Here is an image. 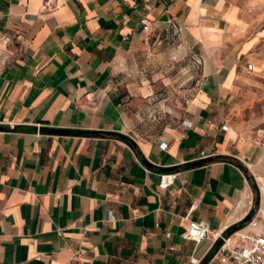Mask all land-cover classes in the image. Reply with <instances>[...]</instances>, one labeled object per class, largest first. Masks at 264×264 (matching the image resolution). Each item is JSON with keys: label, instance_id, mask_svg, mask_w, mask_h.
<instances>
[{"label": "crops", "instance_id": "obj_1", "mask_svg": "<svg viewBox=\"0 0 264 264\" xmlns=\"http://www.w3.org/2000/svg\"><path fill=\"white\" fill-rule=\"evenodd\" d=\"M237 5L0 0V264H229L208 257L214 238L184 234L191 221L222 232L254 198L261 148L224 117L246 68L228 44ZM171 39L192 59L195 88L181 89L173 121L140 137L127 101L154 86L123 73L145 51L141 70L166 69ZM214 156L230 160L185 167Z\"/></svg>", "mask_w": 264, "mask_h": 264}, {"label": "rangeland", "instance_id": "obj_2", "mask_svg": "<svg viewBox=\"0 0 264 264\" xmlns=\"http://www.w3.org/2000/svg\"><path fill=\"white\" fill-rule=\"evenodd\" d=\"M237 2L238 20L234 24L241 26L240 30L230 27L228 44L239 52L242 50L241 57L246 68L234 78L232 91L225 105L224 117L228 124L242 131L244 138L261 148V156L257 164L259 174L256 176L264 177V0H237ZM169 47L171 54L167 56L166 69H158L154 74L141 70V66L148 61L145 51L134 57L123 73L124 84L130 83L135 86L139 83H151L154 86L150 97H140L136 101L131 98L127 101L128 110L138 116L134 129L140 137L146 138L156 134L164 124L173 121V115L179 105L178 95L181 89L186 90L190 97L195 88V83L190 77L193 70L190 55H180L177 39L169 40ZM161 73L171 78L170 85L164 86L158 78H153ZM185 73L187 74L185 84L180 86L176 79ZM256 176L251 173L254 191L251 209L254 210L253 218H261L262 195ZM258 198L259 209L256 205Z\"/></svg>", "mask_w": 264, "mask_h": 264}, {"label": "built area", "instance_id": "obj_3", "mask_svg": "<svg viewBox=\"0 0 264 264\" xmlns=\"http://www.w3.org/2000/svg\"><path fill=\"white\" fill-rule=\"evenodd\" d=\"M144 28L147 27L143 21ZM36 132H40L37 127ZM175 178L174 174L162 176V186L167 187ZM253 200H249V209L252 208ZM225 228L220 233L212 234L208 226L203 222L191 221L188 230L184 234L185 238L195 242H200L209 236L214 238V243L218 239L222 240L213 257L221 254L228 260L229 264H264V216L252 218L243 228L225 235Z\"/></svg>", "mask_w": 264, "mask_h": 264}, {"label": "water", "instance_id": "obj_4", "mask_svg": "<svg viewBox=\"0 0 264 264\" xmlns=\"http://www.w3.org/2000/svg\"><path fill=\"white\" fill-rule=\"evenodd\" d=\"M47 130L46 133H52V134H73V135H79V134H83L84 132H88V131H81V130H70V129H52V128H47L44 129ZM42 130L40 129V132ZM254 187L255 189H257L256 184L254 183ZM256 205H258V209H259V205H260V200L259 198L256 201ZM253 214H254V210L251 209L250 212L240 221L243 222V225L235 230L230 231L229 229H227L225 231V235H229L241 228H243L252 218H253ZM239 223V222H238ZM222 244V240L218 239L217 242L213 245L214 246V250L212 251V255L209 258H212L213 255L215 254V252L217 251V249L219 248V246Z\"/></svg>", "mask_w": 264, "mask_h": 264}, {"label": "trees", "instance_id": "obj_5", "mask_svg": "<svg viewBox=\"0 0 264 264\" xmlns=\"http://www.w3.org/2000/svg\"><path fill=\"white\" fill-rule=\"evenodd\" d=\"M43 132H46L47 130H42ZM83 134H98L97 132H91V131H88V132H84ZM129 141V140H128ZM219 160H230L229 157L227 156H214V157H209V158H206V159H203V160H200L198 162H194V163H188L185 165V167H190V166H194V165H204V164H208V163H211V162H214V161H219ZM243 225V222H239V223H236L235 225H232L230 226L228 229L230 231L232 230H235V229H238L240 228L241 226ZM214 250V246L211 248V250L209 251L208 253V257H210L212 255V251Z\"/></svg>", "mask_w": 264, "mask_h": 264}, {"label": "bare ground", "instance_id": "obj_6", "mask_svg": "<svg viewBox=\"0 0 264 264\" xmlns=\"http://www.w3.org/2000/svg\"><path fill=\"white\" fill-rule=\"evenodd\" d=\"M256 180L258 181V187L261 192L262 198H261V209L260 212L262 213V216H264V177L256 176Z\"/></svg>", "mask_w": 264, "mask_h": 264}]
</instances>
